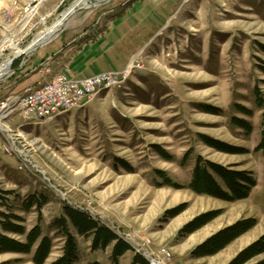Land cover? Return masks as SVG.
Here are the masks:
<instances>
[{
  "label": "rangeland",
  "instance_id": "374dc122",
  "mask_svg": "<svg viewBox=\"0 0 264 264\" xmlns=\"http://www.w3.org/2000/svg\"><path fill=\"white\" fill-rule=\"evenodd\" d=\"M16 1L26 0H0V23ZM75 1L44 0L39 8L44 22L33 37ZM89 3L94 6L74 13L65 28L29 56L23 67L21 61L13 65L11 75L0 82V100L65 69L51 60V73H46V67L38 64L47 54L35 62L37 55L56 49L63 37L71 42L80 36L89 44L108 34L111 52L100 60L103 65L87 75L121 71L131 64L134 69L123 88L102 91L80 109L17 133L23 136L18 135L16 142L28 151L27 171H19L18 160L1 151L8 136L0 130V214L19 217L26 230L38 225L42 235L52 239L46 264L61 255L63 239L53 224L64 215L63 206L85 212L119 238L134 239L165 264H228L264 235V153L255 151L264 118V0ZM100 14L102 24L93 29L91 24ZM76 54L77 49L69 50L65 61ZM256 90L263 107L256 103ZM233 119L247 123L250 131L235 125ZM202 136L244 153L219 152L207 146ZM199 156L252 172L256 187L247 199L234 203L192 193L187 185ZM157 172L178 187L164 185ZM31 198L42 203L39 210L35 205L25 209ZM179 210L176 217L164 221L165 212ZM203 216L213 219L188 236L180 235L182 227ZM249 219H255L256 226L219 253L191 258L195 246ZM70 232L76 240V264H110L111 246L92 250L90 239L72 227ZM133 254V250L127 252L119 263L129 264ZM263 261L264 254L245 264ZM0 264L33 263L31 255L5 253Z\"/></svg>",
  "mask_w": 264,
  "mask_h": 264
},
{
  "label": "trees",
  "instance_id": "16d2710c",
  "mask_svg": "<svg viewBox=\"0 0 264 264\" xmlns=\"http://www.w3.org/2000/svg\"><path fill=\"white\" fill-rule=\"evenodd\" d=\"M264 52V46H261ZM256 103L259 107H263L261 98L256 90ZM243 113L246 112L241 107H238ZM264 109V107H263ZM212 111V110H208ZM235 125L247 132L250 131V127L247 123L233 119ZM204 143L219 151L230 154L244 153L242 150H233L224 144L210 140L202 136ZM256 152L264 153V118L262 121V134L259 145L255 148ZM159 154L163 157L165 153L163 150H159ZM187 156L182 160V164L186 161ZM160 175V179L163 180V184L177 188L178 186L170 181L161 172H157ZM256 187V180L253 177L252 172L249 171H236L231 167H224L202 157H197L194 167L191 172V178L187 185V189L196 195L212 197L224 202L234 203L237 201L245 200L249 197L251 191ZM36 206L39 210L42 203H37L35 198H31L25 205V209H30L32 206ZM64 215L55 220L53 226L57 229L58 235L63 239V246L61 249V255L50 264H76L78 261V251L76 246V240L70 232L72 227L76 233L84 239H90V245L92 250H105L111 246L109 261L110 264H120V258L127 252L132 251L130 246L120 239L115 232L110 228L100 225L98 222L91 219L85 212L78 211L69 206H63ZM182 211H167L163 217L164 221L176 217ZM0 255L5 253H14L20 255H31V261L33 264H46L49 255L52 251L53 244L52 239L43 236L41 228L36 225L30 230H26L24 226L20 224L19 217L12 214H0ZM213 219L212 216H203L197 218L192 223L184 226L180 230V235L183 237L188 236L206 223ZM257 224L255 219H249L245 221L236 222L232 226L221 230L214 235L207 238L203 243L195 246L190 252V256L193 259H202L211 257L223 250L231 242L254 228ZM9 235H15L17 237L24 238V241L17 240ZM264 254V235L260 236L257 240L243 249L237 256L231 260L228 264H245L251 259ZM89 264H100L97 261ZM129 264H149V262L139 254H133ZM260 264H264V261Z\"/></svg>",
  "mask_w": 264,
  "mask_h": 264
},
{
  "label": "built area",
  "instance_id": "2783aa9c",
  "mask_svg": "<svg viewBox=\"0 0 264 264\" xmlns=\"http://www.w3.org/2000/svg\"><path fill=\"white\" fill-rule=\"evenodd\" d=\"M43 1H16L12 9L3 14L0 23V66L10 61L11 67L9 73L0 78V82L11 75V69L16 62L21 61L20 67H23L29 56L47 44L28 52L36 36L47 28L45 26L33 37L35 30L44 22V17L39 14ZM101 22V17H98L92 28L99 27ZM25 49L26 51L20 53ZM49 59L48 57L40 66L44 65L46 73L50 74ZM132 65L121 71H105L85 78L73 77L64 70L50 76L42 83H37L34 87H27L23 91L11 93L1 99L0 130L8 136L7 142L1 148L3 154L18 160L19 171H27L28 151L16 142L19 140L17 136L20 135L17 133L23 134L30 125L47 123L72 110L80 109L102 91L123 88L131 70L134 69ZM16 118L14 127L11 129L10 124ZM120 239L127 243L134 253L144 257L149 264H165L147 254L144 246L135 242L134 239L127 237H120ZM163 255L169 256L166 250H163Z\"/></svg>",
  "mask_w": 264,
  "mask_h": 264
},
{
  "label": "crops",
  "instance_id": "0c3cea01",
  "mask_svg": "<svg viewBox=\"0 0 264 264\" xmlns=\"http://www.w3.org/2000/svg\"><path fill=\"white\" fill-rule=\"evenodd\" d=\"M103 15L105 16L106 13ZM98 17L102 18V15L100 14V16ZM91 26H93V23L91 24ZM107 35L108 34L106 33L104 40L101 39L104 42L98 40V41H93L89 44H85V42L81 40L82 37L80 36H78L75 41H71V42L68 40L64 41L65 40L64 37L62 39L59 38L58 40L59 42L55 46L56 49L54 48L51 49L50 51L49 50L44 51L43 54L41 55L36 54L37 56L35 58V62L37 59L47 54L46 56H44V61L49 57L50 59L48 61V64L50 63L51 60H53L52 61L53 63L54 61H56L57 64H63L62 66H65V69L63 68L62 70H58L55 73L67 70L69 73L73 75V77L76 78L89 77L92 74L87 75L88 72L95 66L103 65L104 63L100 60H102L104 57L107 56V54H109V52H111V47L107 45ZM71 49H77V54L74 55L71 58V60L65 61L67 54ZM42 63L43 62H39L38 65H41Z\"/></svg>",
  "mask_w": 264,
  "mask_h": 264
},
{
  "label": "bare ground",
  "instance_id": "6f19581e",
  "mask_svg": "<svg viewBox=\"0 0 264 264\" xmlns=\"http://www.w3.org/2000/svg\"><path fill=\"white\" fill-rule=\"evenodd\" d=\"M88 1L89 0H76L67 10H65L60 15L58 19H56L49 27H47L45 31L36 36L32 45L28 48V52H31L35 50V48L42 46L54 39L60 33V31L65 28L66 23L68 22L70 17L78 10L86 8L89 9L90 7L94 6L93 3H88ZM24 51H26V49L21 50L20 53ZM10 67V61L0 66V78L5 77L9 73ZM19 136L22 137L23 135L20 134Z\"/></svg>",
  "mask_w": 264,
  "mask_h": 264
}]
</instances>
